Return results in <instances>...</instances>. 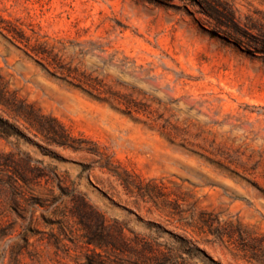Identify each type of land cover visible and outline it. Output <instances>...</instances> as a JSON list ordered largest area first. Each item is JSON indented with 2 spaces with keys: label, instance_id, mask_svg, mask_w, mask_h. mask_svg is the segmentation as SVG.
Listing matches in <instances>:
<instances>
[{
  "label": "rangeland",
  "instance_id": "obj_1",
  "mask_svg": "<svg viewBox=\"0 0 264 264\" xmlns=\"http://www.w3.org/2000/svg\"><path fill=\"white\" fill-rule=\"evenodd\" d=\"M0 88V264H264V0H0Z\"/></svg>",
  "mask_w": 264,
  "mask_h": 264
},
{
  "label": "trees",
  "instance_id": "obj_2",
  "mask_svg": "<svg viewBox=\"0 0 264 264\" xmlns=\"http://www.w3.org/2000/svg\"><path fill=\"white\" fill-rule=\"evenodd\" d=\"M222 16L225 18L228 17L226 13H224ZM68 71H70V73L72 72L70 69H68ZM76 85L102 101L117 104L125 113L132 116H138L151 106V104L135 96L134 93L112 90L111 86L104 82V80L93 77L91 74L85 76V79L83 80L79 79V82ZM95 91H98V93H95ZM101 93H106L107 95H101ZM1 95L2 90L0 88V97ZM18 109H20L18 111H21V113L27 117L29 121H31V123H33V121H37L41 129L52 136L54 140L59 141L62 144H68L72 143V141L75 139L56 119L49 118L52 122L46 124L39 120L32 111L21 110V108ZM157 118L163 119L165 122H167L168 126L167 124L162 126L160 131L168 138L171 140H176L179 137H181L182 140L185 139V134L187 131L172 123L168 117L164 116V113H159Z\"/></svg>",
  "mask_w": 264,
  "mask_h": 264
}]
</instances>
